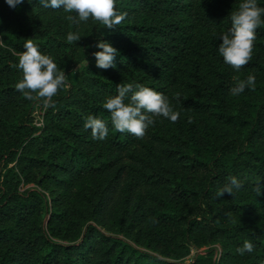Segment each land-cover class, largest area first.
<instances>
[{
	"label": "trees",
	"instance_id": "obj_1",
	"mask_svg": "<svg viewBox=\"0 0 264 264\" xmlns=\"http://www.w3.org/2000/svg\"><path fill=\"white\" fill-rule=\"evenodd\" d=\"M241 2L116 0L128 15L109 30L91 18L73 25L38 0L15 9L0 0V264H264V194L254 191L259 181L264 193V26L238 72L218 52ZM70 31L80 40L68 43ZM29 38L66 74L85 63L44 107L41 126L31 108L43 104L15 89ZM98 38L119 50L114 68L96 66ZM249 74L255 89L232 96ZM121 82L164 93L180 113L175 123L160 117L125 177L118 165L138 139L117 132L102 107ZM88 115L107 122L106 140L85 129ZM231 176L242 188L218 198ZM213 240L224 247L217 262L176 258L177 247ZM245 240L254 250L240 255Z\"/></svg>",
	"mask_w": 264,
	"mask_h": 264
},
{
	"label": "clouds",
	"instance_id": "obj_2",
	"mask_svg": "<svg viewBox=\"0 0 264 264\" xmlns=\"http://www.w3.org/2000/svg\"><path fill=\"white\" fill-rule=\"evenodd\" d=\"M25 0H6L9 7L15 9ZM32 3V0H27ZM44 8L63 9L69 13L66 19L73 25H80L90 18L99 22L109 30H115L127 18V12L118 11L116 0H38ZM231 25L226 32L219 34L222 40L218 45V52L225 64L237 72L248 65L253 58L256 32L264 26V7L259 6L257 0H242L238 9L229 13ZM78 32L67 33L68 43L79 41ZM96 47L99 51L93 53L96 66L107 70L115 67V58L119 50L106 39L98 38ZM88 63V62H87ZM22 71V79L15 84V89L30 101H39L43 107H55L54 97L59 90L66 87L67 76L60 69L54 59L39 50V46L31 38L26 39L23 51L18 53V63L14 65ZM256 77L249 74L246 79L235 80L229 91L232 96H239L246 88L255 89ZM179 101V94L176 96ZM102 107L110 113L112 127L121 133H130L137 139H143L150 126H154L156 118L163 117L175 123L180 113L174 110L169 97L151 87L140 83H120L116 86V94L108 95ZM85 129L91 130L94 140H106L109 134L108 124L102 118L88 115L84 122ZM262 185L258 181L254 191L257 196ZM242 188L241 182L235 177H229V182L217 190L216 196H230ZM254 245L245 240L236 252L244 255L252 253Z\"/></svg>",
	"mask_w": 264,
	"mask_h": 264
},
{
	"label": "rangeland",
	"instance_id": "obj_3",
	"mask_svg": "<svg viewBox=\"0 0 264 264\" xmlns=\"http://www.w3.org/2000/svg\"><path fill=\"white\" fill-rule=\"evenodd\" d=\"M84 64L85 63H80L72 71L66 74L67 83H75L79 79ZM43 111L44 107L40 103H35V105L31 108L32 121L39 126L42 125ZM161 121L162 118H156L154 126L149 127L145 137L143 139H138L137 142L129 148L125 158L118 165L119 168L117 171H119L121 175L125 177L129 175L134 168L140 166V160H138V157L146 156L149 152V149L152 147L153 143V132L161 126ZM32 186L35 185L33 183L22 184V189ZM118 235L123 236L121 233H118ZM223 249L224 247L222 241L219 240L202 243L201 245L188 243L186 247L176 248V258L189 262L196 258L203 257L204 259H211L217 262L224 251ZM153 254L157 253L153 252Z\"/></svg>",
	"mask_w": 264,
	"mask_h": 264
}]
</instances>
